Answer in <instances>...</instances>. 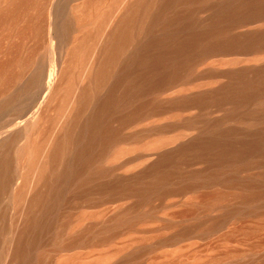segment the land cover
Masks as SVG:
<instances>
[{"label": "bare ground", "instance_id": "bare-ground-1", "mask_svg": "<svg viewBox=\"0 0 264 264\" xmlns=\"http://www.w3.org/2000/svg\"><path fill=\"white\" fill-rule=\"evenodd\" d=\"M216 234L264 264V0H0V264Z\"/></svg>", "mask_w": 264, "mask_h": 264}, {"label": "rangeland", "instance_id": "rangeland-1", "mask_svg": "<svg viewBox=\"0 0 264 264\" xmlns=\"http://www.w3.org/2000/svg\"><path fill=\"white\" fill-rule=\"evenodd\" d=\"M251 244L252 241L242 240L223 242L220 235L216 234L206 239L187 240L169 249L159 250L149 260L152 264H202L229 251H247L251 248ZM261 254H263L261 258L264 257V253ZM255 257L257 255L246 253L241 259L232 257L221 264H235L236 261H247Z\"/></svg>", "mask_w": 264, "mask_h": 264}]
</instances>
